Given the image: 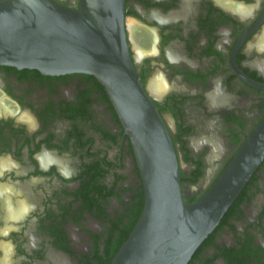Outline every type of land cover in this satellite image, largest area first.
<instances>
[{"label":"flooded vegetation","instance_id":"flooded-vegetation-1","mask_svg":"<svg viewBox=\"0 0 264 264\" xmlns=\"http://www.w3.org/2000/svg\"><path fill=\"white\" fill-rule=\"evenodd\" d=\"M125 25L134 68L190 164L183 198L199 199L264 117V0H125ZM195 173L210 174L198 190ZM141 185L93 75L0 65V264H108ZM186 264H264V160Z\"/></svg>","mask_w":264,"mask_h":264},{"label":"water","instance_id":"water-1","mask_svg":"<svg viewBox=\"0 0 264 264\" xmlns=\"http://www.w3.org/2000/svg\"><path fill=\"white\" fill-rule=\"evenodd\" d=\"M0 65L81 72L104 87L131 142L141 213L110 264H186L264 160V117L196 201L182 195L175 144L129 51L125 0H0ZM264 88V86H257Z\"/></svg>","mask_w":264,"mask_h":264},{"label":"trees","instance_id":"trees-1","mask_svg":"<svg viewBox=\"0 0 264 264\" xmlns=\"http://www.w3.org/2000/svg\"><path fill=\"white\" fill-rule=\"evenodd\" d=\"M227 165V164H226ZM225 165V166H226ZM224 169V168H223ZM197 176H198V174L197 173H195L194 175H193V177H191V179L194 181V180H196L197 179ZM182 178V177H181ZM182 180V179H181ZM215 181V180H214ZM141 189H142V191H141V193H136V195L134 196L135 198V201H137V200H139V203L137 204H135V211H134V215H133V220H132V222L130 223V225L127 227V230H126V232H124L122 235H121V238L119 239V242H118V246L116 247V249L113 251V253H112V255H111V259H110V261H109V263L108 264H110L111 263V260H112V258H113V256L115 255V253L117 252V250L119 249V247L121 246V244L124 242V240L128 237V235H129V233H130V231L132 230V228H133V226L135 225V223H136V221H137V219H138V217H139V215H140V213H141V210H142V207H143V203H144V189H143V185H141ZM207 191V190H206ZM205 191V192H206ZM204 192V193H205ZM203 193V194H204ZM202 194V195H203ZM201 195V196H202ZM200 196V197H201ZM199 197V198H200ZM197 199H190L189 201H186V202H194V201H196Z\"/></svg>","mask_w":264,"mask_h":264},{"label":"rangeland","instance_id":"rangeland-1","mask_svg":"<svg viewBox=\"0 0 264 264\" xmlns=\"http://www.w3.org/2000/svg\"><path fill=\"white\" fill-rule=\"evenodd\" d=\"M221 140L224 141L223 143H226L225 138H223ZM224 156H225L224 154L222 156H219V159L220 158H223ZM182 161L185 163V166L183 167L184 168V173L185 174H191V172L189 173L190 164L189 163H186L185 160H183V159H182ZM209 176H210L209 173H204L203 175H201V178L199 179L198 182H197V179H198V177H197V179L194 180V181H196V183L193 184V185H195V189L196 190L201 189L202 186L204 185L205 180H207L209 178Z\"/></svg>","mask_w":264,"mask_h":264},{"label":"bare ground","instance_id":"bare-ground-1","mask_svg":"<svg viewBox=\"0 0 264 264\" xmlns=\"http://www.w3.org/2000/svg\"><path fill=\"white\" fill-rule=\"evenodd\" d=\"M127 18V17H126ZM127 21V20H126ZM127 24V23H126ZM127 27V26H126ZM138 33V32H137ZM139 33H142V32H139ZM135 34H136V32H135ZM134 34V36H136ZM140 35V34H139ZM143 35V34H142ZM141 35V36H142ZM138 38H139V36H137ZM145 37V36H144ZM135 38V37H134ZM145 39V38H144ZM264 39V38H263ZM264 41V40H263ZM149 88V87H148ZM150 88H151V90L154 92V94H157V93H160V91H161V89L163 88V86H150ZM165 88V87H164ZM158 95V94H157ZM12 215H14V214H12Z\"/></svg>","mask_w":264,"mask_h":264}]
</instances>
